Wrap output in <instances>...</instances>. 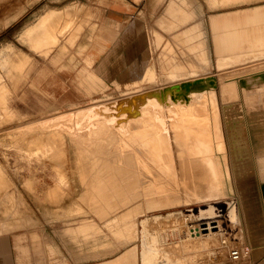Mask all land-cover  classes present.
I'll use <instances>...</instances> for the list:
<instances>
[{
	"label": "rangeland",
	"instance_id": "1",
	"mask_svg": "<svg viewBox=\"0 0 264 264\" xmlns=\"http://www.w3.org/2000/svg\"><path fill=\"white\" fill-rule=\"evenodd\" d=\"M112 1L0 0V220H7V210L22 206L20 213L8 220L12 221L14 225L4 232L8 239L7 254L10 264H22L21 261L23 260H25V264H38L35 244H41L46 250L47 257H50L48 252V243L51 242L50 228H54L57 222H64V224L78 222V216L81 213H83V223L93 220L92 215L101 221H105L107 218L106 216L102 219L99 216L96 209L92 207L91 199L88 200L85 195L82 197L81 192L90 187L89 180L91 179L86 175L90 165L75 160V157L83 154L86 147L97 146L98 140L90 137L87 141L84 139L73 140L63 136L50 142L46 139L47 132L43 130V132L36 131L37 134L32 132L29 135L22 133L20 128L23 129L29 122L45 116H52L59 111L87 105L93 101L102 100L111 94L120 93L121 95V92L127 89L121 88L122 90L118 91L119 87L117 89L108 88L109 91L95 100L92 96H87L86 93L89 76L92 73L110 75V67L106 64L102 65L107 49L99 52L94 47L95 39L92 36L94 33L91 34V39L85 38V35L88 32H93L95 21L105 20L107 9ZM260 1L263 0L241 6H251ZM124 2L123 8L127 9L125 11H128L129 15L124 17V25L122 24L121 30L131 20L139 18L142 20V27L148 29V34L153 40V28H158L156 20L164 12L167 0L161 2L157 0H141L139 2L124 0ZM202 2L205 4L208 16L210 13L223 11L212 10L205 0ZM34 3L33 8L25 12L19 21L9 25L4 24L7 18L11 16L10 14L17 11L19 7H28ZM66 6H72L67 10L73 8V11L54 17L52 21L56 20L57 23H49L45 24L43 28L33 29L40 16L49 9L53 7L64 9ZM232 9L234 8L226 10ZM44 19L45 17L42 16V21L46 22ZM32 29L36 31L33 32ZM113 42L114 40L109 41V44L111 45ZM83 47L85 48L84 51ZM158 50H155V53ZM6 53L7 55H5ZM56 53H64L58 62L54 61ZM91 53L95 54L96 60L92 65H88L86 63L87 57L83 56ZM172 54H176V57L186 65L189 64L188 60L191 58L188 54L180 53L179 55L174 49L167 51L165 48L152 56L151 60V65L156 68L158 76L152 69L143 70L142 73H137L134 88L138 86L140 89L150 88L156 86L158 80H160L159 83L166 82V75L170 67L169 61L173 58ZM251 60L246 65L247 69L257 71L264 67V62L262 64V61H256L255 57ZM138 65L142 67L141 63ZM230 72L233 75H230L229 78H232L235 72L233 70ZM221 78L223 80L225 74H222ZM249 81L254 85L257 83L256 77H250ZM223 84L225 83L223 82ZM239 85L236 81L233 84H225L227 91L218 101V110L224 124V132L225 117L227 122L231 121L230 125L227 123L228 127L237 119L232 105L235 106L238 97L233 98L230 103H226L227 105L222 104L221 100L225 101L238 93L241 88V84ZM249 118L251 117L247 116L246 120L248 121ZM246 124L248 127L247 122ZM42 135L45 138L43 142L31 140L33 137ZM249 138L253 142L254 137ZM226 151L231 164L227 140ZM61 157H63L62 160H60ZM230 171L233 176L232 168ZM131 181L132 184L136 183V179ZM131 181L128 182L129 185L126 183V188H123L122 192H118L110 186V191L114 192V200L119 204V210L114 214L111 213L107 220L114 217L112 222L138 223L140 217L149 216L150 220L153 221L155 215L158 219L156 220L158 225H151V228L167 232L175 227L173 224H178L181 227L182 236L187 234L188 237H191V226L198 227L199 224L207 221L212 222L213 225L218 224L217 231L212 233L213 237L206 234L203 239H199L201 252L207 251L212 245L216 248V254L218 253L217 259H229L228 254L231 250L238 245H243V240H241L243 236L242 223L233 225L228 216L230 202L238 205V191L234 183V176L231 182L233 193L226 199L220 202L213 201L195 205L186 204V199H174L177 204L188 205L180 207L183 213L177 212L175 214L163 210L167 207L166 205L172 203L170 202L172 198L168 199L165 195H154L148 200L142 190L132 191L128 189L132 185ZM79 204H83V206ZM207 205L208 207H206ZM200 207L206 210L210 209L211 211L208 210V212H216L217 214L210 215L204 211L206 216L201 219L198 214ZM137 208L140 209L136 211ZM82 210L83 212H81ZM141 222L146 223V218ZM223 229L225 236H222ZM214 235L217 236L214 237ZM24 248H28L32 258L35 257V259H21L20 255ZM148 249L150 252L149 246ZM242 259H249V257ZM47 261H50L49 264L54 262L52 259H47Z\"/></svg>",
	"mask_w": 264,
	"mask_h": 264
},
{
	"label": "crops",
	"instance_id": "2",
	"mask_svg": "<svg viewBox=\"0 0 264 264\" xmlns=\"http://www.w3.org/2000/svg\"><path fill=\"white\" fill-rule=\"evenodd\" d=\"M205 1L210 9L223 11L210 13L208 16L202 0H167L164 12L156 20L158 28H153L152 40L148 29L142 27V20L139 18H134L121 30L123 19L129 12L123 8L124 0H113L107 9L105 20L95 21L93 32L85 35V38L91 39V34L94 33L92 35L95 39L94 47L99 52L107 49L102 65L110 67V75L92 73L89 76L86 93L95 100L109 91L108 88L119 87V91L121 88L133 87L136 85L137 73H142L143 70L152 69L158 76L156 68L151 65V60L152 56L165 48L167 51L174 49L179 55L188 54L191 58L186 65L176 57V54H172L167 73L211 71L218 77L219 82L223 81L225 84L242 82L240 91L230 98L226 97L228 99L225 101L221 100V103L228 104L233 98L238 97L235 106L232 105L237 119L231 128L228 127L225 117V135L234 183L238 191V205L234 203V211H229L228 216L233 225L242 223L241 240L250 249L249 259L232 260L230 253L229 259H217L216 248L212 245L207 251L201 252L199 239L191 233L195 226L190 228L191 237L187 234L182 236L178 224H173L175 227L169 229V232L153 229L151 225H158L155 215L153 221L149 216H143L139 218L138 223L124 224L112 222L114 217L110 218L111 221H101L92 215L93 220L83 223L81 213L78 222L69 224L57 222L54 228H50L51 242L48 243L50 257H47L46 250L41 244L34 245L38 264H49L50 261L47 259H52L54 261L52 264H264V67L257 71L246 68L249 61H252L248 60L249 56L264 55V0L251 6L241 5L256 3L259 0ZM34 5L35 3L28 7H19L10 14L4 24L19 21ZM69 7L72 6H66L64 9L51 7L52 9L40 16L37 23L43 24L42 16L51 19L72 12L73 8L67 10ZM228 8L234 9L226 10ZM53 22L57 21H46L45 24ZM112 40L114 42L110 45L109 41ZM84 49L83 47V51ZM157 49L159 50L155 53ZM79 53L82 54L81 51ZM63 54L56 53L54 61H60ZM83 57H87L88 65H92L96 60L94 53ZM226 58L236 61L235 68L226 67L228 66L224 64ZM255 59L262 61V64L264 62L262 58ZM139 63L142 67L138 65ZM221 64L222 67H219ZM224 68L227 72L225 78L220 81L221 73H218L226 71ZM231 70L235 75L229 78L233 75L229 72ZM249 75L252 78L256 77L255 85L250 83ZM247 116L251 117L248 121ZM251 136L254 137L253 142L250 141ZM21 207L7 210V220H0V264H10L7 254L8 239L4 232L14 225L8 220L19 214ZM145 218L147 222L142 223ZM222 236H225L224 229ZM146 240L151 244L149 247H152L149 253L145 246ZM20 258L35 259L28 248L22 250ZM24 261L21 263L25 264Z\"/></svg>",
	"mask_w": 264,
	"mask_h": 264
},
{
	"label": "bare ground",
	"instance_id": "3",
	"mask_svg": "<svg viewBox=\"0 0 264 264\" xmlns=\"http://www.w3.org/2000/svg\"><path fill=\"white\" fill-rule=\"evenodd\" d=\"M53 19L54 17L44 20ZM45 23H37L39 25L33 29L43 28ZM254 57L264 59V55H258L249 56L248 60ZM224 64L235 68L236 61L226 58ZM226 72L227 70L221 71L222 74ZM166 79L164 83H159L158 80V84L150 88H134L135 85L128 87L121 95L111 94L102 100L45 116L29 122L26 128H20L22 133L29 135L43 130L47 132L45 136L50 142L63 136L73 140L87 141L89 137L98 140L97 146L86 147L83 154L75 157V160L90 165L86 174L91 179L90 187L82 191L81 195L92 200L90 202L93 205H89L96 209L102 219L107 216L105 221L111 213L119 210L110 186L122 192L126 183L129 185L128 182L133 179H136V183L132 184L131 181L132 185L128 189L142 190L148 200L154 195L172 198V203L163 209L170 214L183 213L180 207L188 206L186 204L220 202L233 193V176L226 151L224 124L218 110L220 95L227 91L225 84L219 82L211 71H170ZM236 83L242 84L240 81ZM227 123L230 125L231 121ZM43 135L31 140L43 142ZM62 159L63 157L60 158ZM174 199H186V204H177ZM230 203L229 211L233 212L235 206L233 202ZM138 209L140 208L136 211ZM208 210L200 207L199 217L205 218L206 213H211ZM216 227L218 224L213 225L207 221L192 228L191 233L196 239H203L206 234L211 237L217 231ZM149 245L151 244L146 240V249ZM240 246L242 245L234 249ZM234 249L231 250L230 257L237 260L232 257ZM243 257L248 255L239 259Z\"/></svg>",
	"mask_w": 264,
	"mask_h": 264
},
{
	"label": "built area",
	"instance_id": "4",
	"mask_svg": "<svg viewBox=\"0 0 264 264\" xmlns=\"http://www.w3.org/2000/svg\"><path fill=\"white\" fill-rule=\"evenodd\" d=\"M250 254V249L248 246L242 245L238 247L237 249H234L232 251V257L234 259H239L244 255H249Z\"/></svg>",
	"mask_w": 264,
	"mask_h": 264
}]
</instances>
